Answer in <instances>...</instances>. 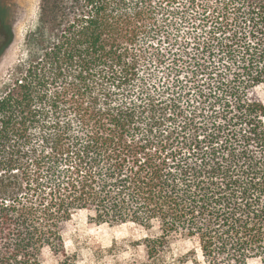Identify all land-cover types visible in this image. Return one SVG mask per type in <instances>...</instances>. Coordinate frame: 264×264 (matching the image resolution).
Returning a JSON list of instances; mask_svg holds the SVG:
<instances>
[{"label":"trees","instance_id":"obj_1","mask_svg":"<svg viewBox=\"0 0 264 264\" xmlns=\"http://www.w3.org/2000/svg\"><path fill=\"white\" fill-rule=\"evenodd\" d=\"M155 11L41 1L28 65L0 96V264L66 255L81 211L143 227L150 256L180 237L204 264L264 262V0H205L193 86L168 96L140 83Z\"/></svg>","mask_w":264,"mask_h":264},{"label":"rangeland","instance_id":"obj_2","mask_svg":"<svg viewBox=\"0 0 264 264\" xmlns=\"http://www.w3.org/2000/svg\"><path fill=\"white\" fill-rule=\"evenodd\" d=\"M41 1L0 0L5 10L0 16L11 27L13 37L0 56V96L19 69L28 65L31 52L26 38L39 24ZM195 1L190 4V0H151L156 11L149 21L159 24L160 28L148 41L147 60L139 72L144 79L140 83L156 90V95L181 93L193 86L196 78L193 56L198 51L197 41L202 42L204 35L195 17L204 16L196 10L201 9L205 0ZM7 39V29L0 26V48ZM256 91L264 102V84ZM149 236L150 232L139 225L98 224L88 218L87 211H81L67 224L66 255H56L46 249L43 264H204L196 242L188 238L170 239L160 254L150 256L144 241ZM249 264L264 262L252 259Z\"/></svg>","mask_w":264,"mask_h":264},{"label":"flooded vegetation","instance_id":"obj_3","mask_svg":"<svg viewBox=\"0 0 264 264\" xmlns=\"http://www.w3.org/2000/svg\"><path fill=\"white\" fill-rule=\"evenodd\" d=\"M3 28H4V27H3ZM7 34H8V32H7ZM6 42H7V40L5 41V44H6ZM5 44H4V45H5Z\"/></svg>","mask_w":264,"mask_h":264}]
</instances>
